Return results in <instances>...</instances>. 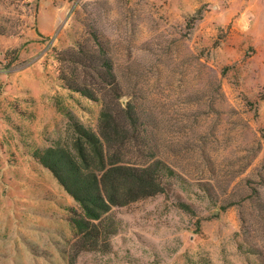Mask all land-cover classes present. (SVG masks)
Here are the masks:
<instances>
[{
    "label": "rangeland",
    "instance_id": "rangeland-1",
    "mask_svg": "<svg viewBox=\"0 0 264 264\" xmlns=\"http://www.w3.org/2000/svg\"><path fill=\"white\" fill-rule=\"evenodd\" d=\"M101 49L136 119L123 161L164 190L84 242L40 156L99 133L61 75ZM0 264H264V0H0Z\"/></svg>",
    "mask_w": 264,
    "mask_h": 264
},
{
    "label": "trees",
    "instance_id": "trees-1",
    "mask_svg": "<svg viewBox=\"0 0 264 264\" xmlns=\"http://www.w3.org/2000/svg\"><path fill=\"white\" fill-rule=\"evenodd\" d=\"M63 54V57L75 58L76 62L82 61L81 50ZM92 57L94 60L92 58L90 65L82 63L86 68L84 83L82 79L71 81L65 73L61 77L69 90L101 102L99 133L81 129L84 142L75 145L76 156L69 150L53 148L40 156L41 164L81 206L82 213L72 222L84 242L92 238L97 228L95 222L101 221L110 207L126 206L164 190L159 162L137 166L123 161L128 132L122 121L134 122L136 119L131 111L120 107L119 85L107 53L101 49Z\"/></svg>",
    "mask_w": 264,
    "mask_h": 264
}]
</instances>
